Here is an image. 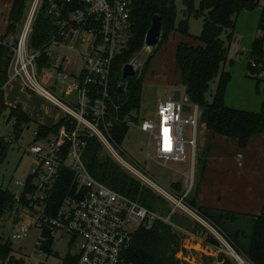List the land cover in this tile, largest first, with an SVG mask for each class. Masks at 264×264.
Listing matches in <instances>:
<instances>
[{"label":"built area","instance_id":"1","mask_svg":"<svg viewBox=\"0 0 264 264\" xmlns=\"http://www.w3.org/2000/svg\"><path fill=\"white\" fill-rule=\"evenodd\" d=\"M47 2L48 13L58 18L57 34L51 45L67 39L77 41L81 46L80 56L84 66L78 73L68 71L63 64L46 68L48 76L54 78L55 86L62 94H75L68 101L58 99L39 83L35 61L41 52L29 51L28 38L44 0H32L20 36L16 38L12 35L3 41L13 52L15 76L25 78L28 88L60 105L64 112V124L57 134L34 140L31 147L25 149L26 155L35 157L37 167L30 173L33 176L31 189L25 190L28 185L26 180L18 181L15 198L17 201L24 198L26 205L22 209L33 218L32 226L40 230L34 252L44 254L31 259L29 264H121L134 239L131 227L149 229L157 219L171 223V216L180 210L186 211L202 226H209L215 236L226 243L237 264H255L245 252H237L230 246L222 237L225 235L205 217L202 209L186 201L194 188V164L189 172L182 173L185 192L179 194L156 180L113 138V124L107 120L106 100L109 97L112 64L127 47L131 37L132 0ZM262 35L264 31L259 30V36ZM250 65L252 69L259 70L256 74L264 77L262 61L251 59ZM185 105H190L191 111H185ZM155 115V118L138 122L132 119L134 114L126 119L129 126L136 124L148 135L147 156L150 158L149 149L154 146L157 160L165 164L182 161L186 156V146H190L195 157L197 132L203 115L201 106L193 103L186 93L184 96L181 93L179 100L171 97L159 100ZM187 128L191 134L190 139L185 140ZM92 137L99 140L122 168L171 204L167 216L141 206L92 177L83 163V152ZM65 169L73 175L74 195L67 196L58 207H53L52 194ZM45 229L49 232V240H52L51 251L43 247ZM30 231L31 227L18 226L10 239L21 240ZM60 241L64 242V253L56 249V243ZM71 242L73 245L70 248ZM50 256L55 259L51 261Z\"/></svg>","mask_w":264,"mask_h":264},{"label":"trees","instance_id":"2","mask_svg":"<svg viewBox=\"0 0 264 264\" xmlns=\"http://www.w3.org/2000/svg\"><path fill=\"white\" fill-rule=\"evenodd\" d=\"M183 4L184 19L177 24L176 0H132L131 37L127 47L114 59L112 64L108 86L109 97L106 100L107 120L113 124L111 128L113 138L121 144L130 128L126 119H129L133 114L132 119L135 122L140 119L136 114H139L141 108L145 73L137 72L136 75L123 79L122 68L127 64L128 57L135 56L143 49L152 18L158 14L162 20L161 37L163 42L169 40L173 33L184 38L176 47L175 73L179 75V82L185 87L189 99L201 106L203 110L202 122L215 134L236 138L241 147H246L252 136L264 133V77L256 74L259 70L252 69L249 63V69L252 74L254 73L258 85L260 83L263 85L261 108L259 111L233 108L225 102L231 74L224 71V66L229 58L230 43L234 37L237 17L243 11L259 8L260 0H199L198 4L197 0H183ZM28 5L29 0H11L7 30L0 38V119L5 115H8V122L14 119L15 141H19L25 129L24 125H27L31 120L20 105L9 107L4 101L3 86L10 78L13 52L3 41L12 35L16 38L20 36ZM261 9L259 30L264 31V7ZM192 16L203 18V30L200 35H193L190 32L189 18ZM57 21L58 18L52 17L48 13V2L44 0L28 38L29 51L41 52V56L35 61L36 68L41 73L50 66L48 49L57 34ZM223 34H226V38L223 37ZM158 46L159 42L156 47L158 48ZM153 57L152 53L146 60L145 67L149 66ZM251 59L262 61L264 64L263 35L258 36L254 41ZM121 80L125 82L123 91H119L118 87ZM216 80V89L212 99L209 100L207 95ZM6 111L8 114H4ZM62 124H64L63 119L58 125L51 128L40 125L35 139L39 141L57 134ZM13 141L0 134V166L5 162ZM83 163L92 177L107 187L162 216H167L170 213L171 207L165 199L122 168L105 151L98 139L93 137L88 139L83 152ZM72 179L73 175L69 170L62 171L52 194L53 207H58L67 196L74 195ZM32 181L33 176H28L26 191L31 189ZM173 186L177 191L181 189L178 182L173 183ZM189 199L190 197L186 199L188 203L198 207L195 199L192 201ZM16 202L20 203L22 208L26 205L23 197L17 201L15 193L0 186V221L7 219L6 216L12 213ZM165 202L167 208L165 206L163 210L159 211V207L164 206ZM183 216L175 213L171 216V222L173 219ZM194 222L197 229L206 232L204 226ZM168 225L164 220L157 219L149 229L143 226L139 227L131 246L124 254V262L126 264H174L168 258L167 252L170 250V246L177 245V242L169 239V244L165 246L163 237L162 228L165 231L169 230L170 226ZM43 236L46 238L43 244L44 249L51 251L52 240L48 238L47 229L43 232ZM72 245L73 242L69 244V247L71 248ZM11 250V246L0 241V260L4 262ZM172 250L175 251V247ZM247 254L253 263L264 264V205L261 214L256 219L253 239ZM23 264L25 263L23 262Z\"/></svg>","mask_w":264,"mask_h":264},{"label":"crops","instance_id":"3","mask_svg":"<svg viewBox=\"0 0 264 264\" xmlns=\"http://www.w3.org/2000/svg\"><path fill=\"white\" fill-rule=\"evenodd\" d=\"M10 7L11 0H0L1 37L7 30V17ZM242 13H244L243 17L241 16ZM261 13V8L260 13L257 12L256 14H253L251 11L241 12L234 37L230 43V50L232 44H234L235 52L233 55H230L231 51H229V58L224 66V71L231 74L225 102L233 108L259 111L262 105L263 94L259 90L254 73L252 74L249 69L252 47L254 41L259 36ZM183 39L179 34H174L171 37L170 40H173V43H175V46H173L174 57L175 47ZM60 44H65L68 50L75 52L76 59H79L82 65H78L67 54H63L64 56L60 57L48 49L50 66L63 64L68 71L78 73L84 66V62L80 56V44L77 41L74 42L72 39L63 40ZM165 46H168V43ZM164 72L165 75L161 78L157 76L158 78H155V81H161V83L165 84V87L169 90V93L166 92V98H172L173 91L177 87L176 80L175 77L170 76L169 68L165 65ZM41 74L39 72V76ZM43 76L50 78L47 71ZM235 76H238V87L235 88L236 92L234 96H230L229 91L232 83H234ZM25 81V78L15 76L13 64L9 81L3 86L4 101L9 107H16L17 105L22 107V110L31 120L27 125L25 124L24 131L31 128L34 124L36 126L34 140H36L35 134L38 135V127L43 125L51 128L58 125L63 119L64 112L60 105L47 99L37 91L28 88ZM42 86L45 87L44 85ZM49 86L52 88L56 87L51 83H49ZM59 94L66 101L72 97L68 95L69 93L62 94L61 91H59ZM161 99L164 98H160L159 100ZM4 114H8V111ZM13 120L9 123L13 124ZM5 138L14 140L10 136H5ZM190 151V166L192 168L194 164L195 172L194 188L188 197L193 196L197 202V206L210 216L214 218L220 217L223 229L227 234L236 238L242 250L244 249L243 245L246 247V250L244 249L245 251L243 250V252L247 254L253 239L256 219L261 214L264 205V133L252 136L247 146L241 147L236 138L215 134L201 121L197 132L195 157L193 156L192 148ZM185 160L186 156L184 160L174 162H184ZM176 182L180 183L181 189L177 191L173 188L174 186L171 188L179 194L184 193L185 185L183 180Z\"/></svg>","mask_w":264,"mask_h":264},{"label":"rangeland","instance_id":"4","mask_svg":"<svg viewBox=\"0 0 264 264\" xmlns=\"http://www.w3.org/2000/svg\"><path fill=\"white\" fill-rule=\"evenodd\" d=\"M31 2L32 0H29V8L27 7L26 16L24 19L25 22L30 10ZM198 2L199 0H197V4ZM260 4L261 6L259 8L251 11L253 12V14H256L257 12L260 13V8L264 7V0H260ZM176 5L178 24L182 19H184L183 0H176ZM241 16L243 17L244 13H242ZM239 17L240 14L237 17L236 23ZM203 23V18H196L194 16L190 17V32L193 35H200L203 30ZM174 34L175 33L171 34L169 40L165 42H163L164 40L160 36L158 48L154 47L145 50L141 49L135 56L128 57L127 59L126 63H129L135 57H137V72H144V79L146 77L142 92L141 108L139 114H136L140 117L139 121H142L143 119L155 118L158 100L160 98L167 97L166 92L169 91L168 88H166L165 84L161 83V81H155V78H161L165 75L164 65L169 68L170 76L175 77V83L177 85L175 89H179L183 96L186 93L185 87L179 82V75H176L174 70L173 46H175V43H173V40H170ZM223 37L226 38V34H223ZM167 43L168 46H165ZM49 49L60 57L63 54H67L78 65H82V62L79 59H76V53L68 50L65 44L51 45ZM230 51V55H233L235 52L234 44H232ZM152 53L154 57L150 61L149 66L145 67L146 60ZM45 73L46 69H44L41 76H39V82L47 89H49L58 99L65 100V98H62V95L59 94V90L55 87L56 84L54 83V78L43 76ZM237 80L238 76H235L234 83H232L229 91L230 96H234V93L236 92L235 88L238 87ZM49 83H51L55 88L50 87ZM216 85L217 80L211 85V90L207 95L209 100L212 99V95L216 89ZM259 90L263 94L262 83L259 84ZM68 95H72V97H75L74 93ZM7 117L8 115H5L0 119V134L6 137L10 136L12 138H16L14 134V126L12 123H9L7 121ZM35 131L36 126L33 124L31 128L24 131L19 141H15L14 139L5 162L0 166V186L8 188L12 193H17V190L19 188L18 181L27 180L30 173L37 167L35 157L26 155L25 153V149L31 147V144L34 143ZM190 134V129L187 128L184 133V139H190ZM148 142V135L143 133L135 124L130 125L129 132L126 138L121 142V145L123 149H125L134 160L145 167L146 170L156 180H158L165 187L172 189L171 187L173 186V182L183 180L184 176H182L183 174L181 173H185L191 168L190 146H186V160L184 162L172 161L168 164H165L164 162L157 160L156 156L154 155V146L149 149L150 158L147 156ZM189 200H194L193 196L190 197ZM165 201L169 206H171V204L166 199ZM166 202L164 206L162 205L159 207V211L163 210L165 206L167 208ZM202 211L207 219L218 226V228L222 232V235H225L222 237L227 239V241L230 243V246H232L237 252L243 251L244 249L246 250V247L244 245L243 250L239 247V244L235 237L226 233V231L222 227V219L220 217L214 218L206 213L203 209ZM177 214L184 215L187 218H185L184 216L177 217L173 219V222L168 223V226H170L169 230L165 231V229L162 228L164 231L163 237L165 238V246L169 244V239L177 242V245H171L170 250L167 252L168 258L173 261L174 264H237L230 250L226 246V243L219 240V238L215 236L209 226L205 225L206 232H203L202 229H197L195 227V220L186 211L180 210L177 212ZM6 218V220L4 219L0 221V241H2L3 244L11 246L12 250L4 262L0 260V264H23V262L29 264L31 262V259L38 258V255H41L43 257V253L39 254L38 252H34L40 235V230L32 226L33 218L28 212H26V210L22 209V205L16 202L14 210L11 214L9 213ZM21 225L31 227V231L27 234L26 237L21 240H11L10 238L14 230ZM138 229V227L130 228V230L134 233H136ZM64 237L68 238L66 235H64ZM173 247H175V251L172 250ZM56 249L61 253H64V242L60 241L56 243ZM54 259V256H50L51 261ZM122 264H126V262H124L123 260Z\"/></svg>","mask_w":264,"mask_h":264},{"label":"water","instance_id":"5","mask_svg":"<svg viewBox=\"0 0 264 264\" xmlns=\"http://www.w3.org/2000/svg\"><path fill=\"white\" fill-rule=\"evenodd\" d=\"M162 30V20L160 15H154L152 18L151 25L146 33L145 37V45L143 50L154 48L158 45ZM138 58L135 57L131 62L124 65L122 69V77L123 79L128 78L129 76H134L137 73L136 62ZM125 86V82L121 80L118 84L119 91H123ZM181 91L179 89H175L172 94V99L179 100ZM185 111H191L190 105H185Z\"/></svg>","mask_w":264,"mask_h":264}]
</instances>
